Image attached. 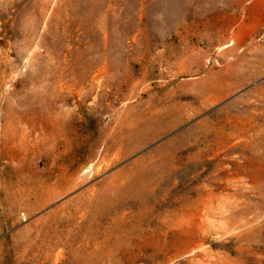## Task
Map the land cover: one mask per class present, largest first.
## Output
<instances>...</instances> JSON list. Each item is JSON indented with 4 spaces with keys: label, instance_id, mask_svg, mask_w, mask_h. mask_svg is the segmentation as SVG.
I'll list each match as a JSON object with an SVG mask.
<instances>
[{
    "label": "rangeland",
    "instance_id": "374dc122",
    "mask_svg": "<svg viewBox=\"0 0 264 264\" xmlns=\"http://www.w3.org/2000/svg\"><path fill=\"white\" fill-rule=\"evenodd\" d=\"M0 264H264V0H0Z\"/></svg>",
    "mask_w": 264,
    "mask_h": 264
}]
</instances>
